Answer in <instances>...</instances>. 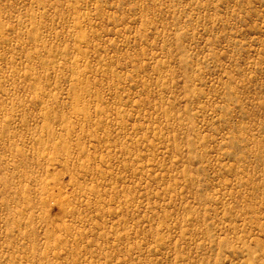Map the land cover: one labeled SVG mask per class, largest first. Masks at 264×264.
Segmentation results:
<instances>
[{
    "label": "rangeland",
    "instance_id": "1",
    "mask_svg": "<svg viewBox=\"0 0 264 264\" xmlns=\"http://www.w3.org/2000/svg\"><path fill=\"white\" fill-rule=\"evenodd\" d=\"M0 264H264V0H0Z\"/></svg>",
    "mask_w": 264,
    "mask_h": 264
}]
</instances>
